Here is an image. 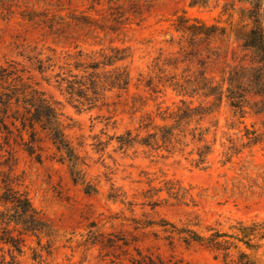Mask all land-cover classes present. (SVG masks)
<instances>
[{"label":"rangeland","instance_id":"obj_1","mask_svg":"<svg viewBox=\"0 0 264 264\" xmlns=\"http://www.w3.org/2000/svg\"><path fill=\"white\" fill-rule=\"evenodd\" d=\"M191 1L7 0L12 13L0 6V64L13 62L43 93L59 113L78 157L75 181L69 162L59 159L38 127L33 151L40 154L39 161L28 155L19 138L7 144L0 133V185L5 179L25 192L50 228L49 236L40 238L42 250L34 237H25L13 264H243L242 252L249 264H264L261 97L253 96L255 89L247 87L242 74L239 80L247 84L249 103L241 112L225 96L220 105H211L213 99L203 97L201 90L189 96L169 86L204 76L225 89L224 63L226 72H241L253 62L255 53L243 44V32L255 27V19L264 29V0ZM24 9L46 10L57 20L86 15L90 26L72 21L56 36L45 25L22 19ZM179 16L187 25H199L201 33L178 29ZM110 46L126 49L127 57L114 65L129 73L127 88L102 92L92 107L79 104L55 74L66 71L79 54L90 60L92 51ZM39 60L43 71L37 69ZM182 101L204 110H195L190 124L180 127L188 142L184 149L120 147L117 136L126 130L135 134L147 114L162 123L157 112L183 107ZM200 132L204 142L196 141ZM204 144L211 149L203 163L196 162ZM161 219L205 236L212 231L209 227L234 236L240 224L254 227L253 247L221 236L231 245L226 256L199 242L186 244L169 225L167 231L158 226ZM33 249L41 252L35 260Z\"/></svg>","mask_w":264,"mask_h":264},{"label":"trees","instance_id":"obj_2","mask_svg":"<svg viewBox=\"0 0 264 264\" xmlns=\"http://www.w3.org/2000/svg\"><path fill=\"white\" fill-rule=\"evenodd\" d=\"M6 1L0 0V6L6 8L7 12L12 13L10 10L11 5L8 3L5 6ZM190 3L194 5L197 0H192ZM19 16L36 24L45 25L49 28L50 33L56 36L63 35L64 26L70 25L72 21H75L73 24L76 26H90L86 15L75 17L72 14L70 20H63V17H59L57 20L54 13L49 14L46 10L24 9L19 12ZM183 18V16L177 18L176 27L178 29L189 31L192 35L201 33V30L198 31L201 29L199 25H187ZM257 21L258 19L253 20L256 23L254 28L243 32V44L248 46V48H252L255 53L253 62L247 66H242L241 72H237L234 69L226 72L227 63H224L221 72L223 75L222 82H227L228 84L225 89L222 88V83H214L213 80L207 81L204 76H202L203 82H201L202 79L197 81L195 79H186L184 82L176 80L170 83L169 86L182 95L189 96L195 90H201L203 97L213 99L211 105H220L225 96L229 100L230 107L235 112H241L244 103H249L248 92L244 89L247 84L239 80V74H242V78H246L250 83L247 87L255 89L253 96H260L261 102L264 103V29ZM205 35L208 36L207 33ZM125 52L126 49L124 48L110 46L108 50L92 51L91 55H89L90 60H86L82 54H79V59L67 64L68 68L66 71H59L55 74L56 82L64 84V91L74 101L79 102V104L86 102L89 107H92L98 101L97 96L102 92L110 91L112 88H127L130 82L129 73L125 68L120 70L114 65L127 57ZM38 62L37 69L43 71L40 60ZM13 64V62L0 64V133L3 142L9 144L11 139L16 140V138H19L21 140L20 144H22L28 155L39 161L41 160L40 154L33 151V145L36 142V127H38L50 139L52 147L59 153V159L69 162L71 175H76V181L78 175L75 168L78 157L73 152L72 145L63 131L59 113L51 106V103L43 96V93L35 88L28 78L19 73V70ZM74 71L77 73H74ZM246 72L247 75L250 72L253 74H249L248 77L245 74ZM256 87L259 90H256ZM182 103L184 104L185 101H182ZM185 104L183 107H177L171 112L168 111V108L162 111L159 110L157 115L162 123L156 122L154 118L150 117V114H147L144 118L146 122L141 123L137 127L135 134L132 135L130 130H126L123 135L117 136L120 147H131L137 144L143 147L164 148L168 151L176 147L180 150L184 149V147L188 146V142L185 140L186 135L180 134L183 131L180 127H183V125L187 127L190 124L195 110H203L200 106L191 107V104ZM254 104H256V101ZM140 122L143 121L141 120ZM141 131L144 132L142 136H140ZM24 133L28 135V139H24ZM194 135V133H191L192 141L195 139ZM196 141L204 142L201 132ZM210 149L211 146L208 144L198 147L196 162L203 163ZM1 180L3 184L0 185V250H2V253H0V264H13L15 262L14 253L20 254L23 252L22 244L25 241V237H34L37 245L42 250L43 246L40 245V238L42 235L49 236L50 228L25 192L7 184L5 179ZM89 186L90 184H88ZM174 194L177 196V193ZM147 223L157 222L149 221ZM157 224L166 231L169 225L171 227L169 231L177 233L178 238L186 244L199 242L200 244H205L213 251L220 249L225 251L226 256L231 245L228 241L220 240L221 236L234 237L243 241L247 247H253V244L250 243V237L254 234L255 228L244 226L243 224H240L239 233L235 236L224 234L212 227L208 228V230H212L210 235L205 236L189 227L179 228L164 219H161L160 223ZM4 247H6V252L9 256L8 260L4 254ZM242 255L246 258L243 264L251 263L247 254L242 252ZM40 256L41 252L33 249L31 258L35 260ZM146 264H154V262L151 260Z\"/></svg>","mask_w":264,"mask_h":264}]
</instances>
